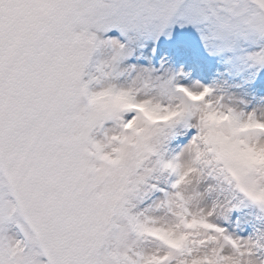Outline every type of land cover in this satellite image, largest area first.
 I'll list each match as a JSON object with an SVG mask.
<instances>
[{"label": "snow or ice", "instance_id": "6c2138e0", "mask_svg": "<svg viewBox=\"0 0 264 264\" xmlns=\"http://www.w3.org/2000/svg\"><path fill=\"white\" fill-rule=\"evenodd\" d=\"M262 69L264 0H0V264H264Z\"/></svg>", "mask_w": 264, "mask_h": 264}, {"label": "rangeland", "instance_id": "374dc122", "mask_svg": "<svg viewBox=\"0 0 264 264\" xmlns=\"http://www.w3.org/2000/svg\"><path fill=\"white\" fill-rule=\"evenodd\" d=\"M161 39H164V38L161 37ZM182 42H183V37L178 35V34L175 36V39L172 41V45H173L177 55L182 54V50H181ZM261 71L264 72V69H262Z\"/></svg>", "mask_w": 264, "mask_h": 264}]
</instances>
